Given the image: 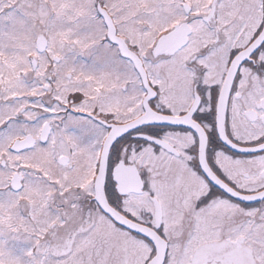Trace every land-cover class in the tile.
Returning <instances> with one entry per match:
<instances>
[{
    "label": "snow or ice",
    "instance_id": "6c2138e0",
    "mask_svg": "<svg viewBox=\"0 0 264 264\" xmlns=\"http://www.w3.org/2000/svg\"><path fill=\"white\" fill-rule=\"evenodd\" d=\"M0 264H264V0H0Z\"/></svg>",
    "mask_w": 264,
    "mask_h": 264
}]
</instances>
